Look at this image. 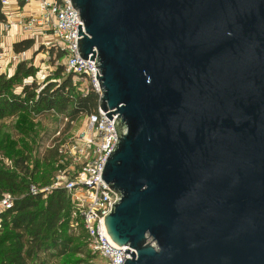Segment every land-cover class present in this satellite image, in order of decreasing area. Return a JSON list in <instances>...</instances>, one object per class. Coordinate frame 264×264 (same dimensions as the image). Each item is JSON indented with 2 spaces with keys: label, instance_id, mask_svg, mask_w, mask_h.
Listing matches in <instances>:
<instances>
[{
  "label": "water",
  "instance_id": "water-1",
  "mask_svg": "<svg viewBox=\"0 0 264 264\" xmlns=\"http://www.w3.org/2000/svg\"><path fill=\"white\" fill-rule=\"evenodd\" d=\"M117 142L122 264H264V0H68Z\"/></svg>",
  "mask_w": 264,
  "mask_h": 264
},
{
  "label": "trees",
  "instance_id": "trees-1",
  "mask_svg": "<svg viewBox=\"0 0 264 264\" xmlns=\"http://www.w3.org/2000/svg\"><path fill=\"white\" fill-rule=\"evenodd\" d=\"M19 1L23 5L24 1ZM4 19L0 10V21ZM34 44L33 38H25L14 42L12 48L19 54ZM36 52L45 53L54 70L38 82L35 78L38 68L33 64V56L19 61L11 75L0 73V119L23 112L52 113L71 123L80 115L97 113L99 94L93 89L82 92L60 62L66 50L53 44H41ZM28 78L31 80L27 81ZM52 152L58 155L57 149ZM26 161V156L16 157L13 168L0 163V196L4 193L15 195L12 208L1 216L0 264H48L52 258L70 254L80 255L72 264H101L95 261L98 254L89 248L80 224L77 230L80 229L81 235L77 236V230L70 234L62 232L61 227L69 222L73 208L67 191L59 187L48 194L45 191L32 193L30 186L39 182L32 180L35 172L29 169ZM51 180L48 178L45 184Z\"/></svg>",
  "mask_w": 264,
  "mask_h": 264
},
{
  "label": "built area",
  "instance_id": "built-area-1",
  "mask_svg": "<svg viewBox=\"0 0 264 264\" xmlns=\"http://www.w3.org/2000/svg\"><path fill=\"white\" fill-rule=\"evenodd\" d=\"M29 1L24 0L26 3ZM1 2L5 3V0ZM39 6L41 14L38 24H43L49 31L53 45L66 50L65 72L72 74L73 81L78 83L82 92L93 89L100 96L101 88L96 79V71L98 76L100 73L94 66L95 59L85 60L78 54L77 39L81 38V35L77 36L78 25H81V30L84 31L78 11L68 0H41ZM34 20L31 18L29 25ZM106 113L107 111L98 106L97 113L86 115L91 136L84 137L85 146L79 150L80 155L84 157L82 163L53 180L50 190L47 187L38 189L31 185L30 191L49 192L54 188H64L73 207L72 215L79 222L75 224H80L83 228L90 248L105 264H122L124 258L128 257L125 249L130 248L116 244L105 226V216L118 199L116 192L109 185H105L101 178L103 166L117 142L114 126L117 114L112 115L110 120ZM14 199L11 193L0 196V224L2 214L12 208Z\"/></svg>",
  "mask_w": 264,
  "mask_h": 264
},
{
  "label": "rangeland",
  "instance_id": "rangeland-1",
  "mask_svg": "<svg viewBox=\"0 0 264 264\" xmlns=\"http://www.w3.org/2000/svg\"><path fill=\"white\" fill-rule=\"evenodd\" d=\"M42 37V35L36 36L35 44L31 49L19 54L16 59H12L15 62L34 56L33 64L38 68L35 78L40 83L54 70V66L48 62L47 55L36 52V48L40 44H53L48 41L43 43L44 38ZM33 50H35L34 53H32ZM60 62L64 64V59ZM29 80L31 78L27 79V81ZM89 136H91V132L86 115H80L71 123H67L65 117L52 113L36 115L23 112L7 116L0 119V163L7 168H13L16 157L26 156L29 169L35 172L32 180L39 182L33 184L34 188L44 189L47 187L50 190L53 180L61 176L63 172L70 171L82 163L84 157L80 155L79 150L85 146L84 137L88 138ZM54 149H57L58 155L52 152ZM48 178L52 179V182L45 184ZM12 195L15 198V195ZM65 221L67 220L65 219ZM77 221L71 214L69 222L61 227L62 232L64 234L73 233L77 230L75 224ZM75 233L77 236L82 234L80 229ZM76 258H80V255L70 254L52 258L48 264H72ZM95 261L105 264L98 255Z\"/></svg>",
  "mask_w": 264,
  "mask_h": 264
},
{
  "label": "crops",
  "instance_id": "crops-1",
  "mask_svg": "<svg viewBox=\"0 0 264 264\" xmlns=\"http://www.w3.org/2000/svg\"><path fill=\"white\" fill-rule=\"evenodd\" d=\"M40 1L41 0H30L28 3L23 2V5H20L19 0H5V3L0 1V10L5 17L3 21H0V73L11 75L17 63L21 61H12V59H16V57L21 54H16L13 51L12 45L14 42L25 38H33L35 40V37H39V35L43 36V43L47 41L48 43L53 42L45 26L43 24H38L41 14L39 6ZM31 18L35 20L29 25ZM34 52L35 50H33L32 53ZM32 57L33 56L30 58ZM22 60H26V58Z\"/></svg>",
  "mask_w": 264,
  "mask_h": 264
}]
</instances>
